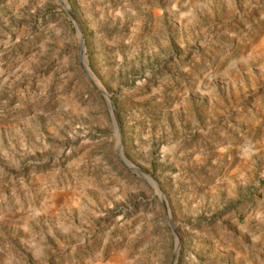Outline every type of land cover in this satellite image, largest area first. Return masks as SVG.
<instances>
[{
    "label": "rangeland",
    "instance_id": "1",
    "mask_svg": "<svg viewBox=\"0 0 264 264\" xmlns=\"http://www.w3.org/2000/svg\"><path fill=\"white\" fill-rule=\"evenodd\" d=\"M68 3L165 202L61 0H0V264H264V0Z\"/></svg>",
    "mask_w": 264,
    "mask_h": 264
},
{
    "label": "water",
    "instance_id": "2",
    "mask_svg": "<svg viewBox=\"0 0 264 264\" xmlns=\"http://www.w3.org/2000/svg\"><path fill=\"white\" fill-rule=\"evenodd\" d=\"M61 2L63 4L64 9L68 13L69 17L74 22L77 31L81 35L80 60H81L84 72L87 74L88 78L93 82V84L102 92V94H104V96L107 97V99H108V101L110 103L112 112H113L114 117H115L116 127H117V133H118L117 135H118V139H119V141H118V155H119L120 160L122 161L123 164H125L131 170H133L135 172H138L139 174H142L143 176L148 178L158 188V194H160V196L162 197V199L165 202V197H164L162 191L160 190V188H159L156 180L154 179V177L151 174H149L148 172H146L144 170H141L140 168H138V167H136V166H134L132 164H129L131 162L126 157V155L124 153V150H123V142H122V134H121V128H120V121H119V118H118L116 107L113 104V102L111 100V96L108 94V92L105 89H102L98 85V83L96 82V80L94 79L92 74L90 73L92 71H91V68H90V65H89V61H88V58H87V55H86L85 35H84V32H83V30L81 28V25H80L76 15H75V13L71 9V7H70V5L68 3V0H61ZM170 223H171V226L173 227V229H174V231H175V233H176V235H177V237L179 239L178 233L176 231V226H175L174 222L172 221L171 217H170ZM179 244H180V242L178 241L177 250L179 249ZM175 263H176V259H174V261H173V264H175Z\"/></svg>",
    "mask_w": 264,
    "mask_h": 264
},
{
    "label": "bare ground",
    "instance_id": "3",
    "mask_svg": "<svg viewBox=\"0 0 264 264\" xmlns=\"http://www.w3.org/2000/svg\"><path fill=\"white\" fill-rule=\"evenodd\" d=\"M91 74H92V76L94 77V79L96 80V82L98 83V85L102 88V89H105L103 86H102V84L100 83V81L93 75V73L92 72H90ZM118 134V133H117ZM129 164H131V163H129Z\"/></svg>",
    "mask_w": 264,
    "mask_h": 264
}]
</instances>
